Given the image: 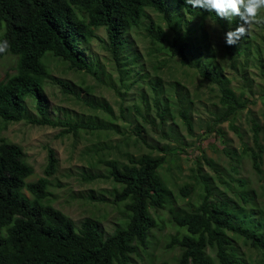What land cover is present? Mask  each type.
Instances as JSON below:
<instances>
[{"label": "rangeland", "instance_id": "rangeland-1", "mask_svg": "<svg viewBox=\"0 0 264 264\" xmlns=\"http://www.w3.org/2000/svg\"><path fill=\"white\" fill-rule=\"evenodd\" d=\"M145 12L166 32V49L173 37L167 22L150 7ZM172 14L176 17L172 24L184 35V59L178 54L171 56L164 48H155L160 43L151 44L145 29L148 19H143L124 35L119 67L121 71H132L123 77V82L107 48L103 27L95 30L96 37L77 42L95 74L71 69L62 59L46 57L49 73L43 91L47 113L54 119L98 128L67 132L63 127L32 124L28 118L37 112L30 95L24 101L26 118L6 125L0 119V138L19 144L34 169L27 181L44 176L47 152L52 149L57 164L48 177L50 203L76 228L87 217L96 219L103 236L123 225L127 216L124 202L113 201L119 185L109 176L104 161L124 163L128 157L142 154L165 157L159 174L168 187L170 204L150 209L158 225L152 229L149 248L133 255L132 264H177L180 247L167 246L176 232L169 208L181 212L199 203L201 179L209 184L212 197L229 202L235 210L241 207L245 213L253 211L256 220L264 219V153L260 174L253 170L248 154H243L245 147H253L249 122L252 117L262 126L259 136L264 145V23L252 25L245 37L229 46L225 33L241 23L239 17L231 21L221 18L219 24L181 8L174 7ZM15 63L16 57L11 54L0 59V80L15 71ZM202 69L214 77H224L236 95L248 100L246 106L228 120L216 122L223 111L219 90L202 77ZM59 81L69 83L75 93L64 92ZM152 84L156 91L151 90ZM181 96V105L188 108L191 117V132L178 114L177 98ZM162 110L164 120L158 115ZM184 184L193 186L189 195L180 193ZM244 188L252 196L247 203L239 194ZM24 192L30 197L28 191ZM228 235L247 264H264L260 250L230 232Z\"/></svg>", "mask_w": 264, "mask_h": 264}, {"label": "trees", "instance_id": "trees-1", "mask_svg": "<svg viewBox=\"0 0 264 264\" xmlns=\"http://www.w3.org/2000/svg\"><path fill=\"white\" fill-rule=\"evenodd\" d=\"M146 7L161 14L172 32L166 49L163 47L166 32L146 14ZM174 7L222 24L214 12L192 8L185 0H0V40L6 39L10 45L6 53L0 54V59L7 54L16 57L15 71L0 80V119L6 125L26 118L24 101L30 95L35 99L37 112L28 118L32 124L63 127L67 132L98 128L93 124L54 119L47 113L43 91L49 73L46 57L62 59L71 69L95 74L77 42L96 37L95 30L103 27L107 48L123 82V77L132 71L128 68L121 71L119 67L126 42L124 35L148 19L145 29L151 44L160 43L155 48H164L171 56L178 54L184 59V35L172 24L176 19L172 14ZM201 75L219 90L223 111L216 122L228 120L248 103L235 94L224 77H214L203 69ZM59 84L64 92L75 93L69 83L59 81ZM150 88L156 91L155 84ZM183 98H177L178 114L191 132L188 108L181 105ZM164 114L163 110L158 112L163 120ZM249 122L253 147H245L243 154H248L253 170L260 174L264 153L259 136L262 126L253 117ZM164 161V156L149 154L128 157L124 163L114 159L104 161L109 176L119 185L113 201L124 202L127 216L123 225L103 236L96 219L87 217L76 228L68 216L50 203L48 177L55 172L57 164L52 149L47 152L44 176L27 181L34 169L25 160L22 147L0 138V264H132L133 255L149 248L152 229L158 225L150 209H162L170 204L168 187L159 174ZM201 182L199 203L181 212L169 208L176 232L167 246L180 247L177 264H247L228 232L264 254V219L256 220L253 211L245 213L241 207L235 210L229 202L212 197L207 181L201 179ZM239 182L246 185L244 180ZM179 190L181 195H189L193 186L184 184ZM239 194L244 203L252 199L245 188Z\"/></svg>", "mask_w": 264, "mask_h": 264}, {"label": "clouds", "instance_id": "clouds-1", "mask_svg": "<svg viewBox=\"0 0 264 264\" xmlns=\"http://www.w3.org/2000/svg\"><path fill=\"white\" fill-rule=\"evenodd\" d=\"M185 3L192 8L214 12L217 17L228 21L239 17L241 23L225 33V43L229 46L245 37L252 25L264 23V0H185ZM9 47L6 39L0 40V54L6 53Z\"/></svg>", "mask_w": 264, "mask_h": 264}]
</instances>
